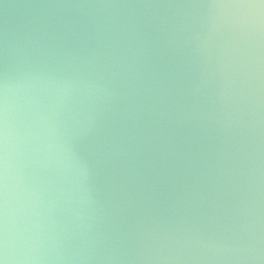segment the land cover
I'll use <instances>...</instances> for the list:
<instances>
[{"label": "water", "instance_id": "water-1", "mask_svg": "<svg viewBox=\"0 0 264 264\" xmlns=\"http://www.w3.org/2000/svg\"><path fill=\"white\" fill-rule=\"evenodd\" d=\"M3 264H264V0H0Z\"/></svg>", "mask_w": 264, "mask_h": 264}, {"label": "snow or ice", "instance_id": "snow-or-ice-1", "mask_svg": "<svg viewBox=\"0 0 264 264\" xmlns=\"http://www.w3.org/2000/svg\"><path fill=\"white\" fill-rule=\"evenodd\" d=\"M0 264H3V262H2V261H0Z\"/></svg>", "mask_w": 264, "mask_h": 264}]
</instances>
